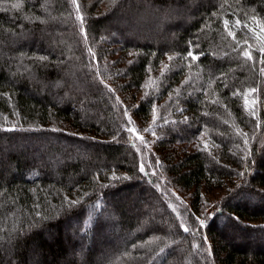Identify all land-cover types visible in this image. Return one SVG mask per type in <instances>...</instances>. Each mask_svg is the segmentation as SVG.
Returning a JSON list of instances; mask_svg holds the SVG:
<instances>
[{"label": "trees", "instance_id": "obj_1", "mask_svg": "<svg viewBox=\"0 0 264 264\" xmlns=\"http://www.w3.org/2000/svg\"><path fill=\"white\" fill-rule=\"evenodd\" d=\"M261 26L264 0H0V264H264Z\"/></svg>", "mask_w": 264, "mask_h": 264}, {"label": "rangeland", "instance_id": "obj_2", "mask_svg": "<svg viewBox=\"0 0 264 264\" xmlns=\"http://www.w3.org/2000/svg\"><path fill=\"white\" fill-rule=\"evenodd\" d=\"M153 83L154 81L152 82L151 80H149L146 84H145V92L149 93L150 91H152L154 89V86H153ZM111 84V83H110ZM114 88V84H111ZM146 93V94H147ZM124 96V95H123ZM131 109L133 110V108L136 106V104L133 106V102L132 101H128L127 103ZM125 115L129 118V113L130 111H124ZM129 112V113H128ZM131 114V113H130ZM133 117V116H132ZM130 119V118H129ZM134 131H131V135L132 137H134V139L137 141V145L140 147H145L147 149H150V141L149 139H146V134L144 131H141V126L140 124H136L135 126H133ZM135 141V142H136ZM175 196L177 197V200L181 201L182 203H184L187 199H188V194H190V192H184V191H179V192H176L174 193ZM215 203H216V200H210V205L209 207L206 209V214L207 215H210L214 209H215Z\"/></svg>", "mask_w": 264, "mask_h": 264}, {"label": "snow or ice", "instance_id": "obj_3", "mask_svg": "<svg viewBox=\"0 0 264 264\" xmlns=\"http://www.w3.org/2000/svg\"><path fill=\"white\" fill-rule=\"evenodd\" d=\"M73 2L75 3V0H73ZM111 3H112V4H115V3H117V0H111ZM13 7H19V5H13ZM77 11H79V6H77ZM77 19L80 20L81 22H83V17H81V16L78 15V16H77ZM227 23H228V22L226 21V22H225L226 27H227ZM237 23H239V21H237ZM261 31H264V26H261ZM229 35L232 36L233 33H232V32H229ZM260 51H261L262 53H264V47H261V48H260ZM242 54H243V56H244L245 58H247L248 60H252V59H253V57H252L250 51H247V50H246V51H244ZM189 56H192L193 59H197V57L193 56L192 53H189ZM41 59H45V58H44V57H41ZM169 59H172V58L169 57ZM261 63H264V61H261ZM261 72H262V74H264V69H261ZM109 90L111 91V89H109ZM255 91H256L255 88L251 89V92H255ZM129 131H134V129H129ZM146 131H147V129H146ZM184 230L187 231L188 229L185 228Z\"/></svg>", "mask_w": 264, "mask_h": 264}]
</instances>
